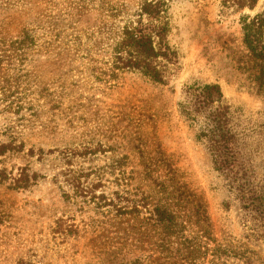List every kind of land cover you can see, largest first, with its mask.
<instances>
[{
    "label": "rangeland",
    "instance_id": "obj_1",
    "mask_svg": "<svg viewBox=\"0 0 264 264\" xmlns=\"http://www.w3.org/2000/svg\"><path fill=\"white\" fill-rule=\"evenodd\" d=\"M152 1L0 0V264H264L179 107L189 79L219 85L264 186V78L242 27L264 0H167L164 85L124 68L130 50L117 60Z\"/></svg>",
    "mask_w": 264,
    "mask_h": 264
},
{
    "label": "trees",
    "instance_id": "obj_2",
    "mask_svg": "<svg viewBox=\"0 0 264 264\" xmlns=\"http://www.w3.org/2000/svg\"><path fill=\"white\" fill-rule=\"evenodd\" d=\"M166 1H152L142 7L144 18L138 22V27L125 29L122 49L117 52V60L123 63L121 60L124 59L125 50H130L127 54L131 58L124 64V68L138 71V74L160 85L165 84L164 76L174 61V55L165 44L166 33L160 21ZM255 6L256 3L253 2L249 8L252 10ZM238 8L243 9L244 6L238 5ZM242 27L243 43L257 64L260 82L263 83L264 10L252 18H244ZM161 61H165V65ZM179 107L180 114L198 126V139L205 145L215 171L228 182L229 192L240 199L239 203L245 204L247 214L258 225L254 229V236L264 243V186L259 184L257 173L252 168L253 155L249 144L252 137L246 131H240L235 114L226 102L221 87L191 78L183 85ZM0 175L3 172L0 171ZM124 208L118 212L129 214L130 206ZM164 209L166 211L163 214L158 211L154 216L163 230L172 234L181 224L173 211H167L170 210L169 207L165 206Z\"/></svg>",
    "mask_w": 264,
    "mask_h": 264
}]
</instances>
